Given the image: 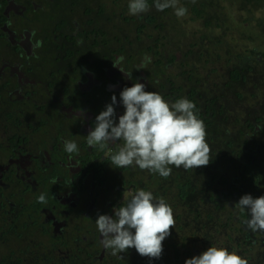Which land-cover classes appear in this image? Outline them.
Segmentation results:
<instances>
[{
    "label": "flooded vegetation",
    "instance_id": "af4514ba",
    "mask_svg": "<svg viewBox=\"0 0 264 264\" xmlns=\"http://www.w3.org/2000/svg\"><path fill=\"white\" fill-rule=\"evenodd\" d=\"M250 1L261 2L243 4ZM221 2L178 0L191 11L190 20L208 27L195 38L182 35L183 46L167 29L161 32L162 14L171 8L158 11L154 0L140 15L129 14V0H0V264H176L172 244L179 246L181 232H190L183 225L211 224L200 220L199 202L221 211L227 219L221 225L230 222L242 238L234 208L224 202L232 205L238 190L245 195L261 184L256 168L259 161L264 170V50L255 57L250 47L240 51L232 34L226 37L232 44L222 46L217 32H230L227 22L234 17L221 11ZM214 43L225 49L214 50ZM136 82L169 104L181 98L194 103L211 147L207 166H170L171 175L163 178L138 166L115 168L110 158L123 141L103 150L87 144L112 95L118 122L124 112L119 93ZM223 131L225 137L215 134ZM66 140L78 152L67 153ZM224 162L240 182L220 179L227 173ZM139 189L180 209L179 232L170 230L159 259L134 248L114 256L100 243L97 216H114V208ZM41 194L46 203L38 202ZM226 249L247 257L234 246Z\"/></svg>",
    "mask_w": 264,
    "mask_h": 264
},
{
    "label": "clouds",
    "instance_id": "9594fccd",
    "mask_svg": "<svg viewBox=\"0 0 264 264\" xmlns=\"http://www.w3.org/2000/svg\"><path fill=\"white\" fill-rule=\"evenodd\" d=\"M178 0H154L158 11L173 8L177 17L187 14V8L177 6ZM128 11L140 15L149 11L147 0H129ZM39 47V43L35 45ZM115 67V66H114ZM144 65H141L142 69ZM131 78L130 74H126ZM124 112L114 119L117 103H111L95 117L94 127L86 135L90 147L101 150L110 142L123 141L116 154L111 155L115 168L138 166L141 170L158 173L167 178L172 167L184 170L207 166L211 160V147L206 142L204 122L194 113L195 105L186 98L169 104L155 91H145V84L136 82L119 93ZM80 117H83L81 110ZM64 150L78 152L74 141H64ZM56 182L53 181V185ZM38 202L46 203L41 194ZM236 206L247 210L245 222L253 232L264 233V195L253 198L243 195ZM114 216L98 215L95 225L105 249L112 255L134 248L142 257L159 259L163 241L175 227L173 209L163 198H155L150 191L139 189L124 206L114 208ZM184 264H248L247 260L223 247L210 246L198 256L186 259Z\"/></svg>",
    "mask_w": 264,
    "mask_h": 264
},
{
    "label": "rangeland",
    "instance_id": "374dc122",
    "mask_svg": "<svg viewBox=\"0 0 264 264\" xmlns=\"http://www.w3.org/2000/svg\"><path fill=\"white\" fill-rule=\"evenodd\" d=\"M214 5L215 4V0ZM221 1V0H219ZM226 5V6H225ZM178 6V4H177ZM225 6V8H223ZM214 7V6H213ZM217 7V6H216ZM221 11L223 10L224 12H231L229 13L232 17H234L233 22L228 21L227 25L229 27L230 32H227L226 34H221L219 30L217 32V36L220 38L222 37V46H225L224 44H232L227 37V34H232L234 35L237 40H234V44L240 48V51H245V48H252L251 49V54L253 57L259 56V48L260 50H264V42H260V40H264V0H261V2L253 4L251 1L246 2L243 4V0H223V2L220 3ZM231 9H230V8ZM213 11L214 9H210ZM190 15L191 11L187 9V14L183 17H177L175 15V10L171 8L168 13H163L162 14V20H163V27L161 28V32H165L166 29L168 30V37L170 39H182V35H186L187 40L191 38H195L200 34L202 31L205 33L208 31V27L204 28L202 21H192L190 20ZM228 16L227 14L224 15L222 13V18ZM244 20L246 23H244ZM236 23H239V27L236 26ZM211 26V25H210ZM212 27V26H211ZM194 31L198 32L197 35H193ZM234 32V33H233ZM152 33H156V30H152ZM173 37V38H172ZM225 38V39H224ZM230 38V37H229ZM231 39V38H230ZM180 45L184 46V39L179 40ZM199 41V37H198ZM173 42V41H172ZM151 43V42H149ZM220 44V43H219ZM258 45H260L258 47ZM232 46V45H231ZM236 46V47H237ZM173 45L170 44V48H172ZM213 49L221 51L224 50L225 48H219V46L214 43ZM204 52V51H203ZM244 53V52H243ZM257 74V73H256ZM230 203V202H229ZM197 207L199 208L200 212V220L203 221H210L211 224L207 225L206 228L204 227L201 231H196V239L194 242L191 240L189 242H185L186 245L184 247L180 248V251H183L181 254V257L179 261L176 264H182L186 259L192 258L193 256H198L201 254L203 251H205L208 247L210 246H215V247H230L234 246L237 248V251L239 254L242 256L246 257L247 255L250 256V258L246 259L248 264H264V243L259 242L255 243L254 246H250L248 244L242 243V238L238 235V231L232 230L233 226L229 222V227L227 226H222L221 224H224V221H226V218H223V220L220 217L221 211L219 212H214L215 208L208 204L205 205L202 202L198 203ZM224 204L227 206V208H236L235 205L227 204L226 201ZM180 213L179 207L173 211L174 219H175V229L176 232H179L177 229V226L179 225V222L177 221V218L175 216ZM215 213V216H211L210 214ZM214 221H211L213 218H215ZM200 225V222L197 221L194 222L192 225V228L195 230L196 227ZM186 230V232H189L191 230V227L183 225ZM202 232H205L203 235ZM234 232L233 234H231ZM206 234L207 236V241L203 240L205 239ZM180 235H184V232H181ZM231 235V238L229 237ZM238 237V238H237ZM209 239V240H208ZM188 241V238L185 239ZM241 241L240 245L237 243ZM181 241L179 242L180 246ZM211 243V244H209ZM252 247V248H251ZM248 248H251L252 251H248ZM242 249H247V251H243ZM184 250H190V255L187 257V254H185ZM261 255V261H258V255ZM182 261V262H180Z\"/></svg>",
    "mask_w": 264,
    "mask_h": 264
},
{
    "label": "trees",
    "instance_id": "16d2710c",
    "mask_svg": "<svg viewBox=\"0 0 264 264\" xmlns=\"http://www.w3.org/2000/svg\"><path fill=\"white\" fill-rule=\"evenodd\" d=\"M240 96V95H239ZM215 134H217V136L219 137H223L224 136V134H225V136H226V133L223 131V133H221V132H218V133H215ZM224 136V137H225ZM226 144H228V145H232L231 144V142L230 141H228ZM250 144H251V142L249 141V139H245V146H247V147H249L250 146ZM235 148V149H234ZM232 149V151L233 152H235V154H238V152H237V148L236 147H232L231 148ZM235 161V159L233 160V162ZM250 161L252 162L253 161V158H250ZM249 161V162H250ZM233 162H230V164L229 165H233ZM248 162V163H249ZM248 163H242V167H244V166H246ZM227 165H228V163L227 162H224V165H223V167H224V170L227 172V173H220L221 175L219 176L220 177V179H222V181L224 182V183H226V182H228L229 180L231 181H237V182H240L241 180H238L237 179V177L234 179V178H232V175H231V173H230V170L227 168ZM258 167L256 168L257 169V171L258 172H260V178H261V184L259 183V188H255V186H253L252 185V187H251V190H250V192L248 193V195H251L253 198H258V197H260V196H262V195H264V170L263 169H261V166H260V164H259V161H258ZM259 168H260V170H259ZM246 171H248L249 170V168H246L245 169ZM236 174H237V172H236ZM241 175H244L243 173L241 174ZM252 177H253V174H252ZM231 185H233L232 187L234 188H236L237 190H238V186H236L235 184H231ZM179 186V185H178ZM182 194H184L185 192H186V187H182ZM244 194L240 191V190H238V193L237 194H235V196L233 197V200H234V205L236 206V203L239 201V199L243 196ZM192 198V197H196L195 195H189V198ZM232 197V196H231ZM200 199H201V197H200ZM221 210V209H220ZM177 218H179L178 216H176ZM220 217H221V219L223 220V217L220 215ZM250 217H249V215H248V212H247V210H244V211H241L237 206H236V208L233 210V219H232V221L234 222L233 223V225L237 228V229H239L240 231H241V234L243 235L242 236V243H245V244H248V245H250V246H254V244L257 242V243H259V242H262V243H264V233H261V232H253V231H251L250 229H248L247 228V226H246V221L249 219ZM229 224V223H228ZM227 224V225H228ZM237 225H239V226H237ZM181 227V226H180ZM204 228V225H198L197 227H196V229L194 230L193 228H191V230H190V232L188 233V234H186V235H179V240L181 239V243H180V246H175L174 244H172V246H173V250L175 249V257H176V259L179 261V259H180V257H181V254L183 253V251H180V248L181 247H184L185 245H186V243L185 242H189L190 240L192 241V242H194L193 240H195L196 239V234H197V232L196 231H199V230H201V231H203L202 229ZM202 234L204 235L205 234V232H202ZM207 234H206V238H207ZM186 237H188V241H186L185 240V238ZM203 240H206V239H203ZM209 240V239H208ZM207 241V240H206ZM241 241H239L238 242V244L240 243ZM209 244H211V243H209ZM252 248V247H251ZM251 248H248V251H252V249ZM244 251H247V249H245ZM184 252H185V254H187V257L190 255V250L188 251V250H184ZM258 255V261L260 262L261 261V255L258 253L257 254ZM247 259L248 258H250V256L249 255H247V257H246ZM182 262V261H181Z\"/></svg>",
    "mask_w": 264,
    "mask_h": 264
}]
</instances>
